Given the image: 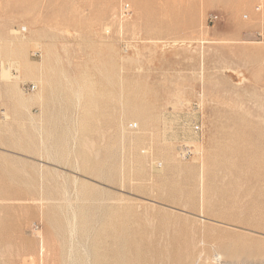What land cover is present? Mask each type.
Segmentation results:
<instances>
[{"label": "rangeland", "instance_id": "374dc122", "mask_svg": "<svg viewBox=\"0 0 264 264\" xmlns=\"http://www.w3.org/2000/svg\"><path fill=\"white\" fill-rule=\"evenodd\" d=\"M0 17L22 63L47 58L10 96L22 69L0 55V264L80 244L91 264H182L187 235L197 264H264V0H0Z\"/></svg>", "mask_w": 264, "mask_h": 264}, {"label": "bare ground", "instance_id": "6f19581e", "mask_svg": "<svg viewBox=\"0 0 264 264\" xmlns=\"http://www.w3.org/2000/svg\"><path fill=\"white\" fill-rule=\"evenodd\" d=\"M133 17V16H132ZM2 18V17H0ZM2 21V20H1ZM3 23V22H2ZM7 23V22H6ZM2 26V25H0ZM122 26V25H121ZM53 28V27H51ZM72 29V28H71ZM123 29L122 27L120 28V30ZM54 32V31H53ZM59 32V31H58ZM57 32V33H58ZM1 33V32H0ZM11 33H15L16 32L14 30L11 31ZM44 33V32H43ZM63 35V34H62ZM75 36V35H74ZM79 36V35H78ZM82 37V36H81ZM13 38V37H12ZM12 38H9L8 36H6L5 34H0V55H6L7 56V61H10L12 66L14 68H16L17 71H20L22 69V73L20 75H14L12 76L11 78L7 79L6 81L8 82V84H10V87L8 88V92L10 94V96H14L16 95V93H20V89L18 88V81L21 80V77L24 76V77H28V76H33V75H36L39 82L42 83L43 82V74H44V68H45V62L47 61V58H43V62L40 63V64H33L31 63L29 60L25 61L24 63L21 62V58L24 57L26 54V47H27V44L26 42H19V43H15V40L12 39ZM198 39V38H196ZM201 40V39H200ZM17 41V40H16ZM100 46H104V45H107V47H110V44L107 43V41L104 40V37H101L100 38ZM176 41V40H175ZM199 42V41H198ZM205 42V41H204ZM37 44V42H35ZM178 43V42H176ZM182 44V43H181ZM38 45V44H37ZM137 45V44H136ZM136 51H137V58H135L134 60H139V56L141 55V53L139 52V50L136 48ZM50 53V52H49ZM51 54V53H50ZM143 55V54H142ZM23 60V59H22ZM24 61V60H23ZM241 74V73H240ZM1 73H0V80H1ZM246 79V77H245ZM46 81V80H45ZM86 81V80H85ZM244 81V80H243ZM214 83V82H213ZM220 83V82H219ZM215 86V84H213ZM218 85V84H217ZM213 86V88H214ZM42 87V85H41ZM82 87V86H81ZM82 90V89H81ZM214 92V91H213ZM78 92H76V95H77ZM80 93V92H79ZM202 93V92H201ZM210 93V91H209ZM237 93V92H236ZM233 94V93H232ZM238 94V93H237ZM75 95V94H74ZM81 96V94H78V96ZM200 95V94H199ZM22 96V95H21ZM83 96V95H82ZM204 96V95H203ZM206 96V95H205ZM18 97V96H17ZM24 97V96H23ZM207 97V96H206ZM215 97V96H214ZM16 99V98H15ZM42 99V92L39 91L38 93H36L35 95L29 97V98H22L20 100H18L17 104H16V110H20L21 108L23 107H26V104L28 101H38V100H41ZM203 99V98H202ZM17 100V99H16ZM237 100V99H236ZM235 101V100H234ZM238 101V100H237ZM241 103V101H239ZM79 104V101L77 102ZM235 103V102H234ZM243 105V104H242ZM241 105V107H242ZM239 107H240V104H239ZM240 107V108H241ZM243 108V112L245 113L246 110ZM247 109V108H246ZM248 111V110H247ZM31 120V119H30ZM32 121V120H31ZM34 121V119H33ZM35 122V121H34ZM33 127V125H32ZM78 128V127H77ZM75 137V136H74ZM52 151L53 149H49L46 148V152L51 156L52 155ZM77 166V165H76ZM248 168V167H247ZM79 170V169H78ZM204 174H202V177H203ZM204 178V177H203ZM76 181V180H75ZM202 181V180H201ZM78 198V197H77ZM72 209V208H71ZM72 212V211H71ZM75 214V212H74ZM73 214V215H74ZM72 216V215H71ZM75 216V215H74ZM76 217V216H75ZM74 217V222H75V218ZM71 220V219H70ZM70 225V224H69ZM76 229V222L75 223H72L70 225V232L73 234V232L75 231ZM75 234V233H74ZM194 234V233H193ZM193 234H190V235H193ZM39 235V234H38ZM41 235V234H40ZM41 238V236H40ZM188 235L186 237V241H184V243H182V245L180 247H178V253H179V262L182 263V264H197V262L199 261V259L202 258L203 256V250L199 251L197 249V246H198V243H200V239L199 241H197V239L195 238V235H193L192 237L188 238ZM74 240V239H73ZM72 240V241H73ZM41 241H42V238H41ZM182 241V242H183ZM43 243V242H42ZM42 245V248H43V244ZM60 245V244H59ZM73 247V246H72ZM199 247V246H198ZM40 248L41 246H39V252H40ZM81 248V250H79ZM80 248L79 249H74V248H71L70 246V254L68 256V259H69V263L68 264H79V261H80V251L83 253H85V255L87 256V259H86V264H91L90 261L88 262V259H89V251L87 249V247L83 244H80ZM45 250V249H44ZM43 250V251H44ZM83 250V251H82ZM198 250V251H197ZM42 251V250H41ZM42 253V252H41ZM43 254V253H42ZM49 254V253H48ZM219 255V258H216L214 259L215 262H221L222 261V258H223V254L221 252H218L217 253ZM44 255V254H43ZM42 255V257H43ZM58 256V255H57ZM196 256V257H195ZM41 257V258H42ZM49 257V256H48ZM195 257V259H193ZM48 259V258H47ZM209 259V256L208 258ZM90 260V259H89ZM54 264V263H53ZM116 264H120V263H116Z\"/></svg>", "mask_w": 264, "mask_h": 264}, {"label": "built area", "instance_id": "2783aa9c", "mask_svg": "<svg viewBox=\"0 0 264 264\" xmlns=\"http://www.w3.org/2000/svg\"><path fill=\"white\" fill-rule=\"evenodd\" d=\"M121 12L123 15H128L130 13V6L129 4H125L123 5ZM24 88L27 89L28 91H34L36 90L37 86L35 84H28V85H24ZM200 127L199 125H195V129L198 130ZM193 150L190 147L185 146L183 153L184 155H188L190 156L191 154H193Z\"/></svg>", "mask_w": 264, "mask_h": 264}]
</instances>
